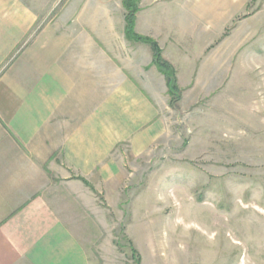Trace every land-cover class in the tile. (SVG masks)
<instances>
[{"label":"crops","instance_id":"1","mask_svg":"<svg viewBox=\"0 0 264 264\" xmlns=\"http://www.w3.org/2000/svg\"><path fill=\"white\" fill-rule=\"evenodd\" d=\"M124 2L0 0V264L111 262L88 234L94 195L80 179L116 182L120 157L164 133L168 99L151 47L126 36ZM175 2L138 0L134 33L156 42L181 88L198 87L218 57L207 45L191 63ZM247 37L264 31L249 25Z\"/></svg>","mask_w":264,"mask_h":264},{"label":"rangeland","instance_id":"2","mask_svg":"<svg viewBox=\"0 0 264 264\" xmlns=\"http://www.w3.org/2000/svg\"><path fill=\"white\" fill-rule=\"evenodd\" d=\"M167 9L191 33V63L210 45L218 64L183 89L161 55L178 88L170 95L159 72L164 133L140 157L121 156V175L104 191L80 179L94 195L88 234L110 264H264V38L247 37L249 25L264 31V0Z\"/></svg>","mask_w":264,"mask_h":264},{"label":"trees","instance_id":"3","mask_svg":"<svg viewBox=\"0 0 264 264\" xmlns=\"http://www.w3.org/2000/svg\"><path fill=\"white\" fill-rule=\"evenodd\" d=\"M137 1L138 0H125L124 2V5L126 6V9L128 11V14L126 15V36L128 39L143 42L151 47L153 53L152 63L154 66H156L158 71L166 77L169 93L170 95L174 96L175 93H178V88L176 86V77L173 71H171L172 68L161 59V52L158 45L153 40L138 36L134 33L133 24L134 14L137 11V7L135 6ZM133 5L135 6L134 8H132ZM135 260V264L140 263L139 258H136Z\"/></svg>","mask_w":264,"mask_h":264}]
</instances>
